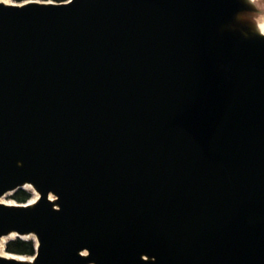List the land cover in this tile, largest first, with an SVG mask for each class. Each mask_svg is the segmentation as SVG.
I'll use <instances>...</instances> for the list:
<instances>
[{
	"label": "water",
	"instance_id": "95a60500",
	"mask_svg": "<svg viewBox=\"0 0 264 264\" xmlns=\"http://www.w3.org/2000/svg\"><path fill=\"white\" fill-rule=\"evenodd\" d=\"M255 14L245 0L0 3V198L37 194L0 203V238L36 243L0 264H264Z\"/></svg>",
	"mask_w": 264,
	"mask_h": 264
},
{
	"label": "bare ground",
	"instance_id": "6f19581e",
	"mask_svg": "<svg viewBox=\"0 0 264 264\" xmlns=\"http://www.w3.org/2000/svg\"><path fill=\"white\" fill-rule=\"evenodd\" d=\"M245 2L249 5V6H252L254 7L255 5L262 9L263 10V15L262 14H255V15H252L250 17V21H251V24L253 26V28L255 29V31L260 34V35H264V1H260V0H245ZM0 3L1 4H4V5H10V2L9 0H0ZM21 189L25 190V189H29L31 190V188L29 186H22ZM7 194V193H6ZM33 194V198H30L29 202H28V205H32L36 199H37V194L32 192ZM0 203L2 204H6V205H12L11 202H4L2 200V198H0ZM16 235L14 234H9L5 237H1L0 238V257H3V258H7V259H14V260H24V259H21L20 257L18 256H12V255H9V254H5L3 252V246H4V243L6 240H11L13 238H15ZM21 240H26V239H29L31 240L33 243H34V246L36 245L35 243V239L32 237V236H21L19 237ZM26 261H29L28 259H25Z\"/></svg>",
	"mask_w": 264,
	"mask_h": 264
},
{
	"label": "trees",
	"instance_id": "16d2710c",
	"mask_svg": "<svg viewBox=\"0 0 264 264\" xmlns=\"http://www.w3.org/2000/svg\"><path fill=\"white\" fill-rule=\"evenodd\" d=\"M15 3H21L24 1H37V2H51V3H64L67 0H13ZM29 194L24 193L23 191H16L15 194L12 196V199L18 203L22 204L26 200L29 199ZM34 243L31 240H19L14 239L12 241L7 242L4 245V251L6 253L23 256V257H30L34 254Z\"/></svg>",
	"mask_w": 264,
	"mask_h": 264
},
{
	"label": "rangeland",
	"instance_id": "374dc122",
	"mask_svg": "<svg viewBox=\"0 0 264 264\" xmlns=\"http://www.w3.org/2000/svg\"><path fill=\"white\" fill-rule=\"evenodd\" d=\"M260 1H264V0H260ZM9 2H10V4H17V3H15L13 0H9ZM254 7H255L256 10L259 11V14H262V15H263V10H262V9L258 8L256 5H255ZM18 190L23 191L24 193L29 194V196H30L29 198H33V197H34L33 194H32V191L29 190V189H25V190H23V189H17V190H15V191H13V192H10V193L5 194V195L2 197V200H3L4 202H11V203H15V204H16V202L12 199V196H13V195L15 194V192L18 191ZM17 204H18V203H17ZM14 239H17V238L15 237V238H13V239H11V240H6L5 243H4V245H5L7 242L12 241V240H14ZM26 240H29V239H26ZM3 249H4V246H3ZM3 251H4V250H3ZM5 253H6V252H5ZM6 254H9V255H13V256H14V254H10V253H6ZM16 256H18V255H16Z\"/></svg>",
	"mask_w": 264,
	"mask_h": 264
}]
</instances>
